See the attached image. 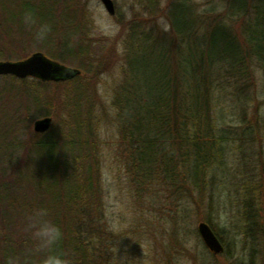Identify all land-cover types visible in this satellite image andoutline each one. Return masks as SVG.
Wrapping results in <instances>:
<instances>
[{
    "label": "rangeland",
    "instance_id": "obj_1",
    "mask_svg": "<svg viewBox=\"0 0 264 264\" xmlns=\"http://www.w3.org/2000/svg\"><path fill=\"white\" fill-rule=\"evenodd\" d=\"M20 1L2 0L5 26L16 39L14 43L10 39L1 40L5 51L0 52V60L23 59L41 51L80 69V73L68 80L41 83L33 77L18 79L0 75V118L4 120V114L11 113L15 119L13 124H17L5 141L12 144V158L24 170L32 164V145L43 133L34 131L33 123L50 116V127L44 132L54 130L50 140L58 136L64 141V151L72 159L69 164L82 162L85 179L87 164L92 166L90 180L100 191L99 215L95 221H87V227L102 238L100 252L95 250V263L112 264L113 242L122 237L117 255L127 252L130 258H136L134 264H264V74L257 63L252 60L239 81L221 79V85L227 90L238 94L241 91L247 98L235 99L232 94V99L242 103L238 105L231 98L220 101L224 114L219 123H229L239 135L238 139H230L226 162L232 168L230 173L237 171L234 173L237 190L232 194V187L228 186L232 181L230 173L225 172V177L219 174L225 182L216 177L215 202L210 204L208 188L201 191L191 180H184L183 168L181 171L179 166L176 177H168L169 168H165L163 160H157L153 168L147 167L149 178L136 177L129 163L128 145L119 132L120 100L123 103L125 90L150 96L148 86L154 82L157 71L167 69L169 58L173 61L175 57L178 40L168 15L172 0H113L114 14L100 0H24L19 5ZM193 3L201 11L209 9L212 3L221 7L220 0L212 3L193 0ZM219 7L216 12L221 11ZM206 12H212L208 13L210 18L215 15L214 11ZM29 13L35 24H26ZM216 17L223 18L219 14ZM227 22L239 40L244 41L240 20L235 17ZM39 25L49 26L43 38L37 36ZM69 35L71 39H66ZM72 49L75 58L59 57L58 54ZM168 49L173 51L169 57ZM160 55L163 58L159 65ZM126 57L130 66L126 64ZM186 67L189 64L179 66L183 80ZM169 73L174 79L179 76L174 62ZM25 86L28 87L25 91L20 89ZM38 89L45 93L44 98H39L44 99L41 106L30 100L33 94L39 96ZM19 117L22 120L18 121ZM249 127L251 132L247 131ZM49 144L42 146V151L33 159L36 172L51 160L45 154L53 147L52 142ZM239 144L241 151L237 149ZM85 152L89 153V160L75 156ZM7 168V164H0V171L5 170L0 183H6L9 175L15 176L12 171L17 169ZM67 175L71 178L69 171ZM72 180L79 183L77 178ZM52 182L42 181L39 185ZM245 183L250 185V192L243 187ZM21 185L20 190H13L15 201L33 202L38 198L31 184L22 182L18 187ZM65 185L69 184L65 182ZM250 195L252 200L248 199ZM208 219L224 246L219 253L210 251L197 231L198 223ZM12 226L17 231L18 225ZM99 253L101 258L97 259Z\"/></svg>",
    "mask_w": 264,
    "mask_h": 264
},
{
    "label": "trees",
    "instance_id": "obj_2",
    "mask_svg": "<svg viewBox=\"0 0 264 264\" xmlns=\"http://www.w3.org/2000/svg\"><path fill=\"white\" fill-rule=\"evenodd\" d=\"M207 1L212 3L213 0ZM220 5L221 7L212 3L209 9L201 11L196 9L193 0L170 2L169 20L178 40V46L175 45V57L173 61L169 58L167 69L160 68L157 71L154 82L148 86L150 96L140 92L133 94L131 89H126L123 103L120 100L122 109L119 113L120 137L128 145L129 163L134 175L149 178L150 169L147 167L153 168L157 166V160H163L166 163L165 168H169L165 169L167 176L173 178L176 177L175 170L179 166L181 171L183 168L184 180H191L196 188H202L201 191L209 189L210 204L215 202L213 189L218 185L216 177L225 182L219 174L225 177V172L230 173L232 170L226 163L231 147L230 139L239 138L232 125L219 123L224 114L220 101L223 98L232 99V94L235 99L247 98L241 91L238 94L227 90L221 85V79L228 77L230 80L239 81L243 78L244 68L250 67L252 60L264 74V0H220ZM217 6L221 11L216 12ZM206 11H214V17L210 18L208 13L212 12ZM4 12L5 7L0 0V52L5 51L2 49L1 40L10 39L14 43L13 40L16 39L5 26L2 16ZM217 14L223 18L216 17ZM235 17L241 22L244 41L239 40L227 22L229 18ZM71 37L69 35L66 39ZM128 52L130 47L127 55ZM73 53L72 49L58 55L62 60L73 59ZM169 54L173 55L170 49L168 57ZM161 58L162 55L158 60L159 65ZM126 60L129 65L127 57ZM173 62L179 74L176 79L169 73ZM182 64H189V67L184 69V80L179 69ZM222 75L226 76L221 77ZM26 87L20 89L25 91L28 88ZM34 95L36 94H33L31 102L41 106L44 99L39 98H44L45 93L40 90L39 96ZM28 96L31 97L30 94ZM235 99L231 101H235L237 105L242 104ZM4 115L6 119L0 118V164H7L9 169L17 170L11 172L15 176L9 175L10 179L6 183H0V264H34L37 261H42V264H96L94 254L95 250L100 252L102 238L94 235V231L87 227V224L95 221L99 215L97 205L100 201V191L90 180L93 174L92 166L87 164L85 171L88 176L86 179L82 178L83 163L81 162L82 167L77 163L70 165L72 159L70 154L64 151V141L58 139V136L50 140L54 130H48L32 145L34 159L37 152L42 151V146L52 142L53 147L45 153L51 159L48 166L39 167L36 172L32 159V164L27 165L24 170L20 169L17 159H13L10 152L12 144L5 141L6 136L16 130L17 124H13L15 119L11 113ZM20 120L22 118L19 117L18 121ZM247 131L251 132L252 129L249 127ZM241 148L240 144L237 145L238 150L241 151ZM45 154L42 156L46 158ZM75 156L84 161L90 159L89 153L86 152ZM68 171L71 178L67 175ZM4 172L5 170L0 171L1 177ZM236 172L230 173L232 181L228 183L229 188L232 187V194L237 190L234 175ZM205 175H209V178H204ZM73 177L77 178L79 183H74ZM48 180L53 182L50 185H39L40 182L47 183ZM22 182L25 185L31 184L36 190L38 198L33 202L15 201L13 190H20L22 185H18ZM65 182L69 185L63 187ZM243 187L250 192L248 183ZM248 199L252 200V195L248 196ZM39 208H46L49 218L59 224L62 230L60 239L51 246L44 245L35 236V228L30 227L31 217ZM206 222L212 225L209 219ZM13 224L18 225L16 229L19 234L13 229ZM211 228L213 229L212 226ZM99 257L101 258L100 253L97 259Z\"/></svg>",
    "mask_w": 264,
    "mask_h": 264
},
{
    "label": "water",
    "instance_id": "obj_3",
    "mask_svg": "<svg viewBox=\"0 0 264 264\" xmlns=\"http://www.w3.org/2000/svg\"><path fill=\"white\" fill-rule=\"evenodd\" d=\"M110 14H114L115 6L113 0H100ZM80 73V69L72 68L48 58L41 51H35L24 59L0 60V75L12 74L18 78L34 76L42 80H59L73 77ZM51 117L39 118L33 123V130L43 132L49 128ZM197 231L206 247L213 253L223 250V245L211 226L200 221Z\"/></svg>",
    "mask_w": 264,
    "mask_h": 264
},
{
    "label": "clouds",
    "instance_id": "obj_4",
    "mask_svg": "<svg viewBox=\"0 0 264 264\" xmlns=\"http://www.w3.org/2000/svg\"><path fill=\"white\" fill-rule=\"evenodd\" d=\"M25 22L28 25L36 23L35 19L30 13L26 14ZM48 30V25H39L37 36L39 38H43ZM30 227L35 228V236L39 238L41 242L46 246H51L55 244L56 241H58L62 235L60 225L57 224L51 218H49L48 210L46 208H39L34 212L33 216L31 217ZM121 238L122 237L118 238L113 242L115 259L113 260L112 264H134L136 258H130L127 252H125L123 255H117L118 244Z\"/></svg>",
    "mask_w": 264,
    "mask_h": 264
}]
</instances>
